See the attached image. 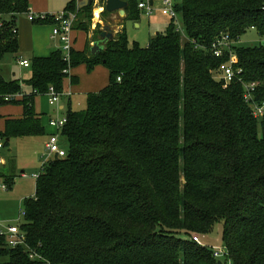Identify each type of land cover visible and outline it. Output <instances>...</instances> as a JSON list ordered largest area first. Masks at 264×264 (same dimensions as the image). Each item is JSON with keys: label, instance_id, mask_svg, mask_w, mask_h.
I'll use <instances>...</instances> for the list:
<instances>
[{"label": "trees", "instance_id": "trees-1", "mask_svg": "<svg viewBox=\"0 0 264 264\" xmlns=\"http://www.w3.org/2000/svg\"><path fill=\"white\" fill-rule=\"evenodd\" d=\"M124 1L123 20H137L142 0ZM97 2L108 14L105 0ZM91 5L66 3L80 17L72 33L90 30ZM28 9L27 0H0V60L16 56L17 15ZM175 9L183 37L169 18L146 46H129L123 27L92 54L97 23L81 49L72 35L68 62L60 49L31 57L27 90L0 73V139L8 146L44 134L35 96L49 86L62 91L67 77L76 82L70 70L108 72L84 108L67 103L65 155L41 165L34 195L23 200L24 244L11 247L0 234V263L216 264L213 245L192 237L220 222L231 264H264V117H253L242 98V82L261 80L255 95L264 100V44H236L249 29L264 36V0H175ZM221 33L233 42L242 82L216 78L229 54L217 58L208 47ZM9 104L21 106L19 117L2 113ZM14 172L11 159L0 165L6 188Z\"/></svg>", "mask_w": 264, "mask_h": 264}, {"label": "rangeland", "instance_id": "rangeland-1", "mask_svg": "<svg viewBox=\"0 0 264 264\" xmlns=\"http://www.w3.org/2000/svg\"><path fill=\"white\" fill-rule=\"evenodd\" d=\"M67 2L68 0H27L30 11L49 14H55L62 11ZM159 6L160 3L156 0L155 10L151 15L147 16L144 13H140L139 18L137 19L138 25L135 24L134 20L127 19L124 21L129 46H133L135 43L140 46H146L149 42L150 36L157 31H162L165 28L169 17L160 12ZM98 7L99 6L93 0L91 5V30L96 26V19L105 23V19L100 17L101 10H99ZM95 10H99L97 12L98 14H95ZM78 18L80 17L76 15L73 26ZM180 20V16H178L179 24H181ZM34 24L37 23L29 21L26 13L17 15L16 27L19 30V35L22 36L24 46H29L30 44V39L32 37L30 34V28ZM77 33L78 39L76 40V44L78 45L80 44L79 41L84 34L79 30ZM236 44L242 46L264 44V36L258 35L254 29H249L239 37ZM53 46L55 47V44H53ZM19 53H21L20 48L18 50V54ZM22 55L28 56L29 54L22 53ZM75 68H77L80 73L87 75L93 73V69L95 67L88 73H86L85 67L82 64ZM102 68L105 70L106 81H108L107 69L104 66H102ZM0 73L7 79L13 77L18 79L25 87L24 82L30 76V69H25L24 67L19 66L17 64V59H15V55L6 54L0 60ZM93 75L95 76L94 73ZM43 95L38 96L36 99L35 109L38 111H41L42 106L45 103V95ZM64 95L65 93L62 92V96ZM85 99L86 91H80L79 94H75L74 96L71 95V108H84ZM56 107L57 106H53V108ZM45 141L46 137L44 135L26 139L12 138L9 146H4V148H2L1 152L4 157L9 160L11 159L14 162L15 172L13 175H7L9 185L6 189L2 188V184L5 183V177H0V223L4 225H19L23 222V200L34 195L36 176L40 171L45 155ZM60 144L62 147L66 146L64 137H60ZM21 171H23L22 174ZM200 241L208 246L221 245V223L216 222L209 233L200 235ZM219 260L222 263L231 264L225 255H221Z\"/></svg>", "mask_w": 264, "mask_h": 264}, {"label": "built area", "instance_id": "built-area-1", "mask_svg": "<svg viewBox=\"0 0 264 264\" xmlns=\"http://www.w3.org/2000/svg\"><path fill=\"white\" fill-rule=\"evenodd\" d=\"M142 0L137 4L138 8L146 15H151L155 10L156 0ZM160 3L159 10L163 15L174 19L175 30L181 33L183 37L182 23H178V12L175 9V0H158ZM27 19L31 22L42 21L46 19H51V37L56 38L59 41V49L62 52L63 59L69 61L70 50L72 47V28L73 22L76 18L75 11L62 10L55 14L49 13H39L36 11H30V7L26 12ZM1 24V20H0ZM233 42L228 35L221 33L216 36L210 43L208 50L214 57H222L226 53L229 54L228 61H225L216 68V78L222 80L223 85L226 86L232 81H241L242 69L240 67H234L236 61L234 53L231 51V45ZM19 63L24 67H29L30 61L27 59H19ZM119 80V77L117 78ZM243 92L242 98L249 105L251 113L255 118L264 117V100H258L255 95L256 87L261 84V80L242 82ZM47 98V103L51 106L57 105L58 101L62 97V91H57L53 86H49L47 91L44 93ZM22 96L21 92L7 95L4 99L6 101H13ZM67 119L65 115L53 116L48 120V124L52 126L55 131L48 136L45 143V155L42 165H44L50 158L54 156H64L65 148L60 144V137L63 126L65 125ZM4 148L3 140L0 139V165H5V157L2 155L1 150ZM2 188L6 189V184H2ZM0 234H4L8 238V244L11 247H16L18 245L24 244L25 236L20 230L19 225L7 224L4 225L0 223ZM192 239L196 242H200L198 236H193ZM213 256L219 258L221 255H225V250L221 245H213ZM31 258L37 257L35 254H29Z\"/></svg>", "mask_w": 264, "mask_h": 264}, {"label": "crops", "instance_id": "crops-1", "mask_svg": "<svg viewBox=\"0 0 264 264\" xmlns=\"http://www.w3.org/2000/svg\"><path fill=\"white\" fill-rule=\"evenodd\" d=\"M68 1H70V0H68ZM74 1H75L77 8H78V5L86 2L85 0H74ZM94 1L99 6L98 9L101 10V12H102L103 7L100 6V4H98L97 0H94ZM64 7H65V5H64ZM64 7H63V9H64ZM140 13H143V12L140 10ZM139 15H138V18H139ZM100 17L105 19V23L96 19L95 25L97 23H99L101 25V29H102V26L104 24H108L109 27L111 28V32H112L113 36L118 31H120L123 27L125 28V26H124L125 20H123L124 16H120L117 11L108 12V14H106V15L100 14ZM168 21H169V19H168ZM134 22L136 25H138L137 20H134ZM77 31L78 30H73V33H72V35L75 38L74 47L76 49H81L84 46V42L87 39H89V37H91L92 30L90 29L87 33L83 32L84 36L82 35V38L79 41L80 44H78V45L76 44V40L78 39ZM30 34L32 36L30 39V44H29V46H24L23 41H22V36L19 35V30H18L17 35H18L19 48H20L21 53L18 54V52H17L15 59H17V64L19 66H22L19 63V59H27L28 61H30V58L33 56L45 57V56H48L52 51L59 49V41L56 38L51 37V25L49 23L48 24L37 23V24L32 25V27L30 28ZM92 43L93 42L90 41V45H92ZM53 44H55V47L53 46ZM22 53H27L29 55L24 56V55H22ZM22 67H24V66H22ZM24 68L27 69L28 67H24ZM86 73H88V72L86 71ZM93 73L95 74V76L93 75ZM93 73L86 75V74L80 73V71L77 68L73 69L72 72L70 70V74L77 76L78 80L74 83H71L69 77L64 79V85H63L62 92L65 93V95L61 97V99L57 103V105H53V106H57L56 108H53V106H51L47 103V98L45 96V101H44L45 103L43 104L41 111L36 110L35 109L36 99L40 95L35 96L34 109L37 113H40V115H41L40 120H41V125L44 128V134L43 135L46 137V141L48 139V136L55 131V129L48 124L49 118L53 117L54 115H57V116L65 115V112L67 109V103L70 102V105H71V95L74 96L75 94H79L80 91H86V93L95 92V91L100 90L101 88H103L106 85V83H107L106 73H105V70L102 68V65H96L95 68L93 69ZM21 85H22V90L25 91L28 89L26 84H25V87L23 84H21ZM88 85H90V86H88ZM21 112H22L21 106L16 105V104L15 105L9 104V105H6L2 108L3 114H11L14 117H19L21 115ZM27 138H31V137H27ZM23 139H26V138H23ZM10 140H9V143H10ZM46 141H45V143H46ZM45 143H44V145H45ZM6 159L7 158L5 157V163H6ZM22 173H23V171H21V174ZM0 264H3V263H0Z\"/></svg>", "mask_w": 264, "mask_h": 264}, {"label": "water", "instance_id": "water-1", "mask_svg": "<svg viewBox=\"0 0 264 264\" xmlns=\"http://www.w3.org/2000/svg\"><path fill=\"white\" fill-rule=\"evenodd\" d=\"M85 1H86L85 3L78 5L79 9L92 4V0H85ZM150 3H152L151 0ZM126 6H127V2L124 0H105L104 2V8L108 12L117 11L120 16H124ZM99 36L100 38L98 40L93 41L90 47V52L92 54H96L99 51V49L103 47V44L112 38L113 35L109 25L104 24L102 26V31ZM216 264H222V262L220 260H217Z\"/></svg>", "mask_w": 264, "mask_h": 264}, {"label": "bare ground", "instance_id": "bare-ground-1", "mask_svg": "<svg viewBox=\"0 0 264 264\" xmlns=\"http://www.w3.org/2000/svg\"><path fill=\"white\" fill-rule=\"evenodd\" d=\"M99 10H95V14H98L97 12H98Z\"/></svg>", "mask_w": 264, "mask_h": 264}]
</instances>
